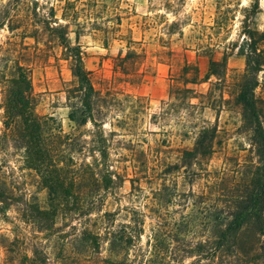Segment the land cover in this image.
Masks as SVG:
<instances>
[{"label": "rangeland", "instance_id": "1", "mask_svg": "<svg viewBox=\"0 0 264 264\" xmlns=\"http://www.w3.org/2000/svg\"><path fill=\"white\" fill-rule=\"evenodd\" d=\"M0 19V185L13 195L0 215V264H19L34 249L48 264H78L77 257L60 260L73 249L74 235L84 228L113 231L128 223L132 209L144 215V225L129 249L130 264H208L193 252L213 231L207 213L221 209V194L237 193L259 166L235 97L247 75L250 33L264 51V0H0ZM60 34L80 47L91 82L106 99L94 114L103 126L106 168L119 178L108 190L99 176L74 182L73 192L87 195L84 211L60 215L51 231L39 232L23 214L26 203L47 205V189L3 126L6 80L16 65L29 70L35 112L62 131L57 154L68 170L105 168L91 123L77 127L68 119L69 106L80 107V99ZM211 59L224 62L219 78L206 79ZM255 77V96L264 101V61ZM184 88L193 92H179ZM201 126L217 127L213 155L183 161ZM72 181L69 173L66 182ZM156 198L160 215L151 204ZM106 212L116 215L99 219ZM168 223V254L155 260L152 231ZM10 244L18 250L11 253ZM108 248L102 239L84 264L116 260Z\"/></svg>", "mask_w": 264, "mask_h": 264}, {"label": "trees", "instance_id": "2", "mask_svg": "<svg viewBox=\"0 0 264 264\" xmlns=\"http://www.w3.org/2000/svg\"><path fill=\"white\" fill-rule=\"evenodd\" d=\"M5 23L0 19V30ZM9 27V26H8ZM63 47L68 52L71 61L70 71L78 82L80 107L69 106L68 119L77 127L86 126L91 123L95 129L92 140L97 144V151L103 169L98 166L93 168L89 165H80L76 169L68 170L63 155H58L62 131L59 128L52 127L51 118L40 116L35 112V101L32 91V85L27 67L16 65L15 74L11 75L4 99V121L5 132L10 134L15 142V148L24 151V159L30 169L34 170L41 179L42 185L47 189L48 200L46 206H39L36 203H26V213L23 219L37 224L41 231L49 232L55 225V220L60 215L83 212L86 204L85 193L73 192L74 182L80 183L87 176L100 177L103 182V190H108L113 178H119L114 172L108 171L106 162L108 159L106 140L103 136V126L97 122L95 112L101 103H106V99L97 91L90 79L89 72L83 64V53L80 47H71L66 42L65 36L60 34ZM251 41L250 51L243 54L246 62V73L243 81L239 84V89L235 97V103L239 106L243 124L250 127L253 135V143L256 146L258 164L251 177L248 178L237 193L222 195L224 201L223 207L214 214L207 213V218L214 222L211 225L213 231H206L207 236L203 241L197 244L196 252L200 259L208 264H264V101H260L255 96L257 80L255 75L261 70L264 61V51L259 50L254 34L248 35ZM224 62L220 63L209 60L207 78H219V68H223ZM190 82L185 81V84ZM179 92L191 94L192 89L184 88ZM70 94L72 92H69ZM194 98L189 97V101ZM189 106H193L188 102ZM217 127L201 126L195 134V141L192 149L182 151V160L198 159L203 161L210 158L214 153L217 139ZM66 138V136L64 137ZM93 138V139H94ZM57 142V143H56ZM63 152V151H61ZM58 156V157H56ZM60 164H62L60 166ZM71 174L72 183H67L66 178ZM103 174V177H101ZM101 175V176H100ZM11 197V198H10ZM13 198L8 193L5 185H0V215H5L6 209ZM160 199L151 203L156 208L155 213L160 215L163 207ZM130 220L128 223L119 225L113 231L104 232L103 235L94 232L91 229L84 228L78 235H74L73 249L69 250L60 260L68 261L77 257L78 264H84L87 259L97 253L102 239L108 244L110 256L116 260L108 259L109 264H130L128 259L129 249L132 247L134 239L139 238L143 233L144 215L137 210L127 212ZM116 214L104 213L99 219L110 220ZM161 218V217H158ZM164 220V219H162ZM166 220V219H165ZM207 230V229H206ZM172 227L170 223L166 225H157L152 231L151 247L153 253L151 256L155 260H165L169 246L165 245L166 240L170 238ZM80 246V248H79ZM11 253L18 249L10 244ZM107 260V259H106ZM48 258L45 253L32 251V256L24 255L19 264H48ZM107 264V262H105ZM144 264H153V261L147 260Z\"/></svg>", "mask_w": 264, "mask_h": 264}]
</instances>
